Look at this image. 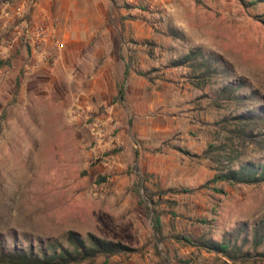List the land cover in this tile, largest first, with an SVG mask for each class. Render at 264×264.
Wrapping results in <instances>:
<instances>
[{"label": "rangeland", "instance_id": "1", "mask_svg": "<svg viewBox=\"0 0 264 264\" xmlns=\"http://www.w3.org/2000/svg\"><path fill=\"white\" fill-rule=\"evenodd\" d=\"M19 1L0 0V264L14 248L67 244L70 233L137 249L83 264H264L250 234L237 244L251 256L239 260L186 240L222 242L264 217V184L210 182L227 162L206 154L226 141L225 118L264 107V3L94 0L61 22L92 33L68 54L60 22L36 16V0L18 13ZM42 22L40 59L31 38ZM196 48L226 70L207 86L172 66ZM229 82L244 84L241 102L219 97ZM242 152L237 164L264 162L261 146Z\"/></svg>", "mask_w": 264, "mask_h": 264}, {"label": "trees", "instance_id": "2", "mask_svg": "<svg viewBox=\"0 0 264 264\" xmlns=\"http://www.w3.org/2000/svg\"><path fill=\"white\" fill-rule=\"evenodd\" d=\"M245 4L244 0H241ZM264 3V0H254L249 6ZM264 24V22H263ZM173 67L189 66L195 78L202 79L203 86H207L216 74L226 70L222 66V61L214 55L205 53L201 48L190 50L189 53L172 63ZM129 64H126L125 77L129 75ZM143 76H145L143 74ZM244 87L240 82H229L224 84L218 92L219 97L227 101L241 102L243 96L239 95V90ZM125 99L124 84L118 89V96L114 102ZM260 126H264V107L245 110L242 113L223 120V135L226 141L213 144L207 151V158L220 165L227 162L226 168L217 167V173L210 182H225L230 185H259L264 184V162H245L237 164L241 158V153L252 145L261 146L264 149V138ZM239 148H241L239 150ZM154 231L157 235L162 232V220L159 215L153 217ZM251 235L252 245L257 248L264 245V217L253 226L248 232L246 224L238 227L228 240L222 242L213 239H198L190 244L205 249L209 252L222 254L230 260H239L251 256V253L244 252L242 246L237 244L242 239L243 244L249 242L247 235ZM234 240H236L234 242ZM137 249L107 239L90 235L83 239L76 233H70L67 244L56 239L40 242L38 251L30 248L16 249L8 252L4 259L11 264H83L94 261L100 257L110 258L122 254H131Z\"/></svg>", "mask_w": 264, "mask_h": 264}, {"label": "crops", "instance_id": "3", "mask_svg": "<svg viewBox=\"0 0 264 264\" xmlns=\"http://www.w3.org/2000/svg\"><path fill=\"white\" fill-rule=\"evenodd\" d=\"M92 1L94 0H36V16L46 21L60 22L59 28L57 27L56 31L58 34H61L64 40L67 38V42L70 43L68 54L80 52L81 44L85 43L84 39L92 36V33L89 31L83 33L73 27H65L61 22L67 23V21L72 20L76 11L72 13L71 7L89 5Z\"/></svg>", "mask_w": 264, "mask_h": 264}, {"label": "built area", "instance_id": "4", "mask_svg": "<svg viewBox=\"0 0 264 264\" xmlns=\"http://www.w3.org/2000/svg\"><path fill=\"white\" fill-rule=\"evenodd\" d=\"M19 2L20 7L18 9V13H21L24 11L25 6L33 4L34 0H20ZM49 39L50 33L48 26H46V24L43 22L37 25L31 38V52L33 56H38L40 59L45 57L47 50L46 46ZM56 48L58 51H62L65 48V44L57 41Z\"/></svg>", "mask_w": 264, "mask_h": 264}]
</instances>
